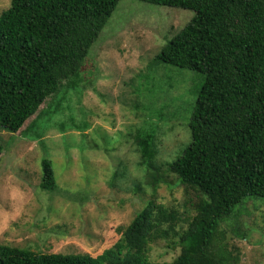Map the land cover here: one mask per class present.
Here are the masks:
<instances>
[{
  "label": "trees",
  "instance_id": "obj_1",
  "mask_svg": "<svg viewBox=\"0 0 264 264\" xmlns=\"http://www.w3.org/2000/svg\"><path fill=\"white\" fill-rule=\"evenodd\" d=\"M119 1L11 0L0 14V130L16 133L48 97L80 83L90 49ZM141 1L195 12L157 56L203 74L189 121L191 142L167 164L158 161L157 143L171 127L144 120V131L142 125L133 136L136 167L154 191L160 181L154 172L166 165L197 192V200L187 201L192 215L154 197L97 256L0 243V264L239 263L220 223L247 197H264V0ZM45 113L52 117L54 111ZM37 121L26 130H34ZM3 150L0 136V155ZM42 164V189L60 194L52 163L44 159ZM124 172L116 171L115 178ZM141 182L136 183L140 189ZM160 240H177L181 251L173 261L152 259V245Z\"/></svg>",
  "mask_w": 264,
  "mask_h": 264
},
{
  "label": "rangeland",
  "instance_id": "obj_2",
  "mask_svg": "<svg viewBox=\"0 0 264 264\" xmlns=\"http://www.w3.org/2000/svg\"><path fill=\"white\" fill-rule=\"evenodd\" d=\"M10 6L11 0H0V14ZM194 15L191 9L120 0L90 49L80 83L48 97L16 133L0 130L1 244L97 256L154 197L192 215L187 201L197 200V192L166 165L154 172L160 178L154 191L136 167L133 136L142 125L143 131L152 124L171 127L157 143L158 161L167 164L189 146L203 74L157 56ZM49 109L52 117L45 113ZM35 119L36 128L27 131ZM44 159L54 167L60 194L40 185ZM118 170H125L124 176L115 178ZM244 203L220 229L228 249L239 255L238 264H264V197H247ZM180 251L177 240H160L151 257L171 262Z\"/></svg>",
  "mask_w": 264,
  "mask_h": 264
}]
</instances>
